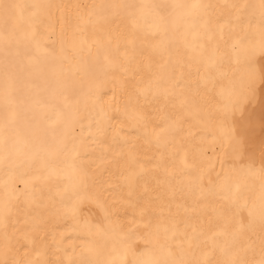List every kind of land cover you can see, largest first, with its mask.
<instances>
[{"label": "bare ground", "instance_id": "obj_1", "mask_svg": "<svg viewBox=\"0 0 264 264\" xmlns=\"http://www.w3.org/2000/svg\"><path fill=\"white\" fill-rule=\"evenodd\" d=\"M192 2L0 0V127L63 173L0 165V264L264 260L260 0ZM177 64L167 106L141 94Z\"/></svg>", "mask_w": 264, "mask_h": 264}, {"label": "snow or ice", "instance_id": "obj_2", "mask_svg": "<svg viewBox=\"0 0 264 264\" xmlns=\"http://www.w3.org/2000/svg\"><path fill=\"white\" fill-rule=\"evenodd\" d=\"M186 9V15L189 17H195L199 15L203 10L207 8V5H204L199 2V0H193L192 3L187 5H181ZM260 10L261 15L264 16V0H260ZM167 31V27L164 29ZM259 47L264 50V26L261 27L258 39ZM179 65H174L172 70L169 72L167 66H161V71L157 74H154L150 77L149 86L142 89L141 94L147 98L151 95L153 100H160L163 98L165 100V106L168 104V97L173 95L169 88V81L175 76V68ZM175 87H180V83L176 82ZM8 103H11L10 101ZM174 106V105H173ZM15 113L12 112L9 119H6L4 125L0 127V165L9 164L13 166L16 170H20L24 167L25 164H39L47 172V176L44 179H47L48 176H59L63 175L62 172H59L52 162V156L54 152L52 150H47L43 154L40 151H37L36 146L33 141V137L29 136H20L17 132L10 131L9 125L14 121ZM167 121V116L164 117ZM222 128L227 127L226 118L224 123L221 125ZM261 127L264 128V122L261 123ZM175 123L167 122L160 128V133L171 136L175 131ZM225 138H228L227 136ZM157 144L160 143V135H157L156 139ZM235 146L239 148L240 141L235 140ZM72 155H78V150L73 147ZM73 172L77 171V166L71 164ZM261 172H264V168L261 169ZM76 184H73V190L69 199L76 197L79 193L75 190ZM65 191H68V188H65ZM63 203V199L61 201ZM71 211H74V206H69ZM195 231V230H194ZM195 237L190 238V242L194 241ZM228 249L227 243L220 246V251L226 253ZM115 251V250H114ZM216 251L215 246L211 247L207 253H205L204 260L197 261H186L183 259L177 260L171 258L173 253L169 251L168 257L163 259H158L154 256L151 250H146L140 258L137 259L136 264H213V253ZM119 253H116V257L107 261V264H121L119 260ZM227 264H236L234 261H229ZM261 264H264V260L261 261Z\"/></svg>", "mask_w": 264, "mask_h": 264}]
</instances>
